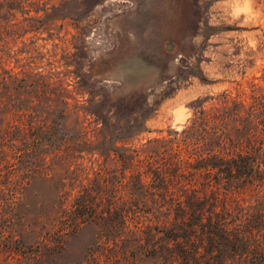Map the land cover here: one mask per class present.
Returning a JSON list of instances; mask_svg holds the SVG:
<instances>
[{
    "label": "trees",
    "instance_id": "obj_1",
    "mask_svg": "<svg viewBox=\"0 0 264 264\" xmlns=\"http://www.w3.org/2000/svg\"><path fill=\"white\" fill-rule=\"evenodd\" d=\"M33 1L0 0V40L17 34L16 12ZM194 74L209 82L199 68L185 71L186 77ZM167 82L170 90L178 85ZM164 88L151 101L152 93L140 89L116 100L93 96L92 106L79 107L69 103L61 79L1 68L0 146L5 161L13 160L6 165L5 188L18 192L35 176L49 178L55 159L69 158L57 177L60 213L38 221L43 229L34 243L38 264H57L53 257L63 243L54 240L55 225L72 233L85 222L97 226L103 241L100 250L72 264H264V95L249 103L226 98L209 107L193 100L188 123L172 132L161 151H150L139 168L136 149L125 143L145 130V120L169 93ZM45 96L53 104H42ZM79 111L92 118L94 139ZM84 153H113L123 164L122 176L130 168L126 198L106 194L96 178L93 185L78 179L75 189Z\"/></svg>",
    "mask_w": 264,
    "mask_h": 264
},
{
    "label": "rangeland",
    "instance_id": "obj_2",
    "mask_svg": "<svg viewBox=\"0 0 264 264\" xmlns=\"http://www.w3.org/2000/svg\"><path fill=\"white\" fill-rule=\"evenodd\" d=\"M24 5L16 12L17 34L0 40V72L2 67H12L19 75L38 71L52 80L61 79L69 103L79 107L92 106L93 96L116 100L140 89L152 93L151 101L168 79L178 83L169 85L171 90L164 88L169 93L145 120V130L125 143L136 149L141 160L150 151H161L172 132L188 123L193 100L198 98L209 107L226 98L249 103L252 96L264 95L263 0H36ZM230 27L235 29H226ZM204 32L211 34L203 37ZM198 68L209 82H201L195 74L186 77V70ZM40 101L53 104L51 97ZM75 116L69 119L71 124ZM79 121H84L87 135L94 139L92 118L80 113ZM2 148L0 264H38L34 243L43 230L38 221L60 213L57 177L69 158L55 159L58 163L49 178L35 176L18 192L9 191L4 177L6 165L13 160L5 161ZM78 162L75 189L78 179L93 185L96 178L106 194L127 197L130 168L122 176L123 164L116 155L84 153ZM138 166L143 168V160ZM58 229L59 225L53 228L54 240L63 243V250L53 257L57 264L82 261L103 241L91 222L72 233L70 228Z\"/></svg>",
    "mask_w": 264,
    "mask_h": 264
}]
</instances>
